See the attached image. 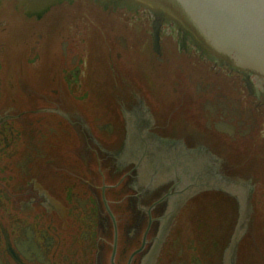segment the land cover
<instances>
[{"label":"flooded vegetation","instance_id":"1","mask_svg":"<svg viewBox=\"0 0 264 264\" xmlns=\"http://www.w3.org/2000/svg\"><path fill=\"white\" fill-rule=\"evenodd\" d=\"M76 1L43 9L34 3V11L19 3L33 34L17 46L15 69L14 48L6 30L0 33V264H194L182 227L202 205L213 209L214 200L229 208L231 229L222 247L217 230L198 221L206 228L195 243L201 264H250L251 246L264 264L255 189L215 152L253 141L264 112V72L213 49L199 29L152 0L108 1L101 4L108 19L121 7L139 9L147 29L137 40L128 26L103 40L109 94L98 104L85 87L83 34L74 41L50 28L51 18ZM173 40L176 51L167 48ZM137 57L148 64L145 86L131 77ZM184 59L235 76L233 97L196 83L181 66L171 69ZM166 68L171 84L162 78ZM156 91L153 105L147 95ZM241 93L250 105L243 106Z\"/></svg>","mask_w":264,"mask_h":264},{"label":"rangeland","instance_id":"2","mask_svg":"<svg viewBox=\"0 0 264 264\" xmlns=\"http://www.w3.org/2000/svg\"><path fill=\"white\" fill-rule=\"evenodd\" d=\"M108 1L114 4L118 0H77L73 6L59 10V14L51 18L50 21L52 34H67L71 40L76 41V36L82 33L84 36V41L80 42L81 46L84 47L82 57L102 68L105 57L103 40L106 41L114 35L121 36L122 28L125 26L131 28L134 40L143 38L147 29L146 21H144L146 20L144 19L145 14L139 9L129 10L121 7L114 11L115 14L112 15L111 19H108L106 12L101 8V4H106ZM213 1H216V5H213V11L225 8L228 15L237 21L232 22V24L237 25V29L241 34L245 35L247 33L242 38L243 44L247 42L246 50L248 52L243 58L251 65L264 69V0ZM20 2L21 0H0V33L2 29H5L7 36L28 39L33 34L30 28L32 25L28 24L24 19V13L20 11L19 7ZM112 6L108 8L111 10ZM232 24L229 23V27ZM173 34L175 33L173 32ZM210 38L213 44L220 48V41L213 39V36ZM167 46L168 49L171 48L176 51V42L174 40L167 42ZM223 49L227 51L225 46ZM136 51L139 55L143 48H137ZM139 58L137 57L132 63L131 77L134 80L137 78L138 81H135L145 86V82L150 79L146 73L148 64L144 60L140 63ZM191 62L189 63L186 59L179 64L173 62L171 69L178 72L177 68L181 66L185 75L191 74L196 83L201 81L204 87H209L213 84L215 88L219 87L225 96L233 97L232 89L233 83H236L235 76L229 77L231 79L229 80L223 76L224 74L218 75L215 71L213 73V65L202 59ZM29 66L35 65L29 64ZM175 67L177 68L175 69ZM163 69L161 68V70ZM172 70L166 68L161 74L165 76L166 73H170ZM175 72L171 73L174 78L176 77ZM177 76L182 81L183 77ZM162 78L170 84L174 82L171 78L166 79V76ZM151 80L157 84L156 76H153ZM151 94L160 98L158 91ZM240 97L243 106L251 104L252 100L245 93H241ZM256 117H259L257 121L259 129L255 131L253 141L245 140L239 144L264 159V112H261L260 116Z\"/></svg>","mask_w":264,"mask_h":264},{"label":"water","instance_id":"3","mask_svg":"<svg viewBox=\"0 0 264 264\" xmlns=\"http://www.w3.org/2000/svg\"><path fill=\"white\" fill-rule=\"evenodd\" d=\"M26 1L28 5L31 6V9L34 11L35 4L39 9H43L50 4H54L61 0H23ZM155 2L156 6L164 7L170 14H173L177 17L178 20L183 19L186 22H190L192 25L197 26L199 24L203 25V27L207 28V33L210 36H213V39L220 41V46L224 45L228 49V53H233L236 56H246L247 55V42L243 44L242 38L243 34L237 29V25L232 22L235 21L234 18H231L228 15V12L225 8H220L219 10L213 11V5H216V1L213 0H152ZM240 22V21H238ZM198 23V24H197ZM229 23H231V27H229ZM248 32V31H247ZM23 38L10 37L7 36V42L10 43L11 48H14L12 54L15 53L13 57V62L9 65L11 68H16L18 66L17 57L19 44ZM27 40V39H25ZM222 46V47H224ZM249 50V49H248ZM250 52V51H249ZM10 55V56H11ZM86 60V86L91 91H94L97 95L98 104H100V98L106 99L108 97L109 92H106L107 85L103 79V74L101 73L103 68ZM48 64L45 63L43 65V69ZM29 67V68H28ZM35 66H27L28 69H31ZM42 68V67H41ZM42 70V69H41ZM149 93V92H148ZM147 98L149 101L153 103V105H157L159 100L158 97L149 93ZM100 105L96 109H99ZM83 112V111H82ZM99 112V111H96ZM96 112H94L96 114ZM84 114V112H83ZM215 152L223 159L224 163L228 165V168H232V176L243 179L244 181L251 182L254 187V197L257 198L256 205L258 206L259 213L257 219L258 231L264 229V159L249 151L245 147L238 144V147L228 146L226 144H222L220 148L215 149ZM77 159V158H76ZM217 199V198H215ZM213 209H211L210 204L202 205L201 209L198 210L199 213L196 216L187 217L184 223L182 235L184 238L191 239V250L187 252L188 258L191 260L197 258L196 263L201 264L200 260L197 257L198 247H202L199 244H195L197 241V236H203L204 229L203 227L199 230L198 225L199 222L207 223L211 229H216L218 234V242L222 247L226 244V239L229 235V230L231 227L229 226L231 218L229 214V208H225L222 205L221 201L214 200L213 201ZM181 228V230H182ZM197 230L201 232V234L197 233ZM213 235V232L206 233V240L209 243L210 237L208 235ZM255 235V234H254ZM175 235L171 237L173 240ZM213 239V237H212ZM202 243L201 240H198ZM186 244V243H185ZM236 243L233 241L232 244V252L231 256L235 251ZM254 248L251 246L246 254V257L249 258L250 264H258L254 257ZM230 259V258H229ZM229 263L232 264L229 260Z\"/></svg>","mask_w":264,"mask_h":264}]
</instances>
